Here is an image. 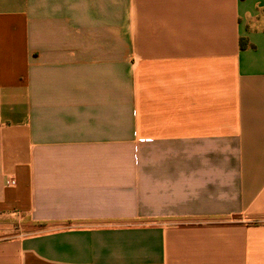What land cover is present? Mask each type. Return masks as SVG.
Returning a JSON list of instances; mask_svg holds the SVG:
<instances>
[{"label":"crops","instance_id":"crops-1","mask_svg":"<svg viewBox=\"0 0 264 264\" xmlns=\"http://www.w3.org/2000/svg\"><path fill=\"white\" fill-rule=\"evenodd\" d=\"M0 264H264V0H0Z\"/></svg>","mask_w":264,"mask_h":264}]
</instances>
